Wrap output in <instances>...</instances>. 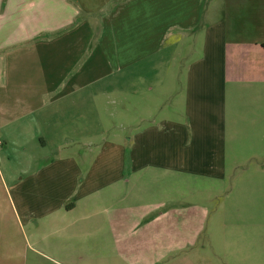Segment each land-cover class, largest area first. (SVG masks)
<instances>
[{"label": "crops", "instance_id": "obj_1", "mask_svg": "<svg viewBox=\"0 0 264 264\" xmlns=\"http://www.w3.org/2000/svg\"><path fill=\"white\" fill-rule=\"evenodd\" d=\"M173 57L174 120L157 121L156 75ZM119 72L123 86H114ZM137 79L145 86H130ZM120 91L145 102L116 105L138 128L132 137H111L124 161L160 154L170 157L161 160L168 169L221 168L237 151L244 98L264 104V0H0V145L26 135L42 140V153L46 140L65 152L33 168L29 185L45 194L29 201L44 213L67 217L89 186L118 177L108 161L84 170L77 147L61 144L92 149L109 128L103 123L113 122ZM148 120L149 129L139 126ZM252 123L246 120L247 131ZM178 154L185 158L174 162Z\"/></svg>", "mask_w": 264, "mask_h": 264}, {"label": "rangeland", "instance_id": "obj_2", "mask_svg": "<svg viewBox=\"0 0 264 264\" xmlns=\"http://www.w3.org/2000/svg\"><path fill=\"white\" fill-rule=\"evenodd\" d=\"M163 61L161 75H156L161 81L154 85L160 86L162 100L157 121L174 120V57ZM110 80L123 86L121 72ZM130 86L145 83L137 79ZM122 93L114 95L113 122L103 123L109 128L92 149L81 142L61 144L66 150L77 147L84 170L91 163L108 161L115 169L110 173L118 176L113 182L81 187L84 193L89 188L88 197L67 217L60 211L50 216L29 201L37 192L45 194L29 185L33 168L64 156L55 150L60 141L46 140L51 148L42 153V140L26 135L9 142L2 139L0 264H264V104L253 107L247 102L255 100L244 98L237 151L228 152L221 168L192 171L168 169L161 160L170 157L160 154L124 161L118 146H109L119 141L111 138L118 132L127 137L138 132L125 124L124 109L117 103L130 98L145 104L138 93ZM107 116L103 119L111 118ZM248 119L253 121L249 131ZM150 124L148 120L139 126L149 129ZM4 130L7 134L8 128ZM179 158L185 155H173L174 162ZM50 205L55 203L42 207Z\"/></svg>", "mask_w": 264, "mask_h": 264}]
</instances>
